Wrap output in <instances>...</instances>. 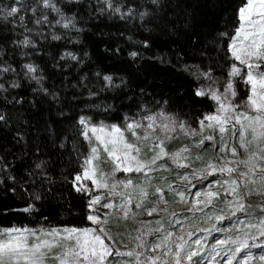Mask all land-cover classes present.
Listing matches in <instances>:
<instances>
[{
  "label": "trees",
  "instance_id": "1",
  "mask_svg": "<svg viewBox=\"0 0 264 264\" xmlns=\"http://www.w3.org/2000/svg\"><path fill=\"white\" fill-rule=\"evenodd\" d=\"M111 2L121 5L119 13L104 0H54L65 17L75 18V29H65L43 0H0V66L15 69L0 75L7 89L0 90V227L91 224L88 197L71 182L81 171L79 153L88 151L81 116L122 124L125 116L163 110L197 126L214 110L196 90L210 83L202 73L228 79L229 40L221 33L233 34L246 0ZM13 3L20 11L6 17ZM45 14L47 21L34 22ZM25 37L31 43L20 45ZM29 63L43 77L40 84L25 76ZM237 91L244 100L242 83ZM29 204L33 211H20Z\"/></svg>",
  "mask_w": 264,
  "mask_h": 264
},
{
  "label": "snow or ice",
  "instance_id": "2",
  "mask_svg": "<svg viewBox=\"0 0 264 264\" xmlns=\"http://www.w3.org/2000/svg\"><path fill=\"white\" fill-rule=\"evenodd\" d=\"M104 2L113 12L121 11V5L114 6L111 0ZM151 2L156 4L158 0ZM43 5L60 16L56 24L75 29V18L65 17L54 0H43ZM19 11L13 3L7 6L5 16L12 17ZM132 12L129 8L122 18ZM146 14L140 13L141 19ZM19 19L23 21L24 17ZM42 21H47L46 14L34 22ZM238 21L232 35L221 33L229 40L228 79L221 83L209 73H202L210 83L198 88L196 95L212 100L214 110L199 120V130L163 110L156 113L147 110L138 114L139 118L125 116L122 124L81 116L78 124L82 126L81 135L88 151L79 153L78 159L83 157L81 171L73 175L71 182L75 191L88 197L87 207L92 211L86 220L91 224L0 227V264H49V261L51 264H264V241L256 243L264 238V203L256 206L247 203L254 195L264 200V0H246L238 9ZM52 39L60 37L53 34ZM30 43L27 37L19 41L24 46ZM66 55L76 59L72 53ZM23 68L26 77L40 84L43 77L37 75L36 66L29 63ZM6 72H15V69L10 65L0 66V75ZM105 80L111 78L105 77ZM241 83L245 86L246 98L237 101ZM18 86L16 81L11 82V87ZM0 90L7 91L3 83ZM3 119L0 115V120ZM157 127L162 136H152ZM177 130L199 139L169 150L168 142L177 138L170 133ZM205 130L213 134L204 135ZM145 142L150 156L144 152ZM206 144L216 152L207 160L202 155L207 151ZM101 151L106 154L103 160ZM193 156L201 162L200 166H195ZM168 162L174 167H169ZM101 163L108 164L109 170L104 171ZM41 167L36 165L38 169ZM178 169L186 171L181 174ZM163 172L168 175H154ZM118 173L123 175L117 178ZM166 192L192 213L191 217H185L190 227H197L200 221L211 224L210 228H197L206 234L203 238L191 241L192 231L186 233V239L183 228L181 234L171 230L185 221L178 219L175 211L169 213ZM97 207L110 211L102 213ZM33 210L34 206L29 204L20 211ZM130 214L138 225L134 235L128 233V238L136 241L132 248L127 247L123 233L114 235L108 227L110 218L119 215L127 221ZM154 214L159 219L136 220L139 215L152 217ZM165 215L169 216L167 225ZM213 232L224 235L213 238L209 248L204 241ZM121 246L127 250L122 251ZM253 248L260 249L258 256L252 252Z\"/></svg>",
  "mask_w": 264,
  "mask_h": 264
},
{
  "label": "rangeland",
  "instance_id": "3",
  "mask_svg": "<svg viewBox=\"0 0 264 264\" xmlns=\"http://www.w3.org/2000/svg\"><path fill=\"white\" fill-rule=\"evenodd\" d=\"M208 84L209 83H206L204 86L207 87ZM237 101H241V100L237 98ZM153 113H156V112H153ZM164 113H166V112H164ZM166 114L168 116L178 120V121H182L181 119L177 118L176 116H174L172 114H169V113H166ZM144 123L146 124L147 121H145ZM186 125H188V124H186ZM191 127L199 130V124L197 126H191ZM137 132L140 133L141 135L143 134L141 129H137ZM151 134H152V136H162L163 135V133H161L159 127H157L155 132H152ZM170 134L173 135V136H176L177 138L168 142L167 147H168L169 150H174L175 148H177L179 146H182V145L191 144L194 140H198L199 139V137H188V136H185L182 133H180L179 130H177V132H175V133H170ZM209 134H213L212 131L211 130H205L204 135H209ZM127 135L129 137V139H131L130 133H128ZM229 135H230V133H229ZM235 142L238 143V141H235ZM147 143L148 142H145L146 146L144 148V152H146L150 156L151 153L148 152ZM206 147H207V151L205 152L206 155L204 156L205 160H207L210 157H214L216 155V152L212 149L210 144H206ZM238 151L240 152L241 155H243L242 150L238 149ZM105 155L106 154H104L101 151V160H103L105 158ZM221 155H223V154H221ZM192 159L195 162V166H197V167L200 166V163H201L200 161H195V157L194 156L192 157ZM165 162H167V158H166ZM168 163H169V167H174V166H172L170 164V162H168ZM94 164H95V162H94ZM100 167L104 171H108L109 170V165L108 164L101 163ZM176 171H178L179 173L183 174V172L186 171V170L185 169H178ZM121 175H123V174L118 173L117 174V178H119ZM154 175H156V176L168 175V173L167 172L155 173ZM211 178L212 177H209V179H211ZM170 179H171V177H170ZM193 182L195 183V181H193ZM87 183H89V186L91 187L90 182H87ZM217 187H219V186H217ZM100 191H102V190H100ZM193 191H195V189H193ZM152 199H155V198L153 197ZM165 199L169 202L168 203V211H169V213H171L172 211H175L177 213V218L180 219L181 221H185V217L186 216L187 217H191L192 216V213H189V212L186 211V206L184 204L174 202L173 197L170 194H168L167 192L165 193ZM102 203H103V201H102ZM247 203L251 204L253 206H256V205H258L260 203H264V200H261L259 197L254 195V196H252V197H250L248 199ZM218 206H221V205H218ZM160 207H164V205L161 204ZM96 210L100 211L102 213L110 211L108 209H103V208H99V207H97ZM200 215H201L200 213H196V216H200ZM149 219H151V220L159 219V216L154 214L152 217H148L147 215H139V216L136 217V220H149ZM168 219H169V216L165 215V224L166 225H167ZM225 226H227V222H225ZM108 227L110 228V230L112 231V233L114 235H116L117 233H123L124 234V236L122 238L124 239V241L127 244L128 248H132L136 244V241L134 239H129L128 238V233H132L134 235L135 234L134 230L136 228H138V225L131 219V214L129 215V219L127 221L123 220L119 215L110 218ZM210 227H211L210 223H206V222L200 221L198 223L197 227L194 228V227H190L189 224L185 221L184 223H182L180 225H176V227L174 229H171V230H173L176 234H181L180 233V229L183 228V230H184L183 234H185V238L186 239H188V237L186 236V233L188 231H192L194 234L191 237V241H194L195 239L203 238L206 235L205 233L198 231L197 228H210ZM223 235L224 234H222V233L213 232L210 236L207 237V239L204 241V243L206 244L207 247L210 248L211 244L214 242L213 238H222ZM234 235H240V233H234ZM262 241H264V238L258 239L256 241V243H261ZM251 243H252V240L250 239L249 240V244H251ZM121 250L125 251L127 249H125L123 246H121ZM57 251H58V249H57ZM252 252L256 256H258L259 252H260V249L253 248ZM222 256H223V254H221V257H217V259L220 260L222 258ZM117 259H120V258L117 257ZM49 264H51V261H49ZM233 264H235V262H233Z\"/></svg>",
  "mask_w": 264,
  "mask_h": 264
}]
</instances>
